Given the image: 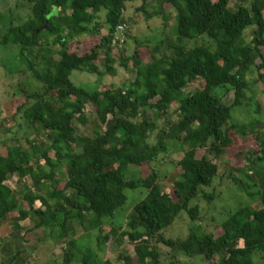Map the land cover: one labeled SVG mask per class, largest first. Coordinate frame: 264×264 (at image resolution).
I'll use <instances>...</instances> for the list:
<instances>
[{"label":"trees","instance_id":"16d2710c","mask_svg":"<svg viewBox=\"0 0 264 264\" xmlns=\"http://www.w3.org/2000/svg\"><path fill=\"white\" fill-rule=\"evenodd\" d=\"M23 1L31 8L27 18L16 15L19 3L10 12L0 9V48L19 49V61L42 89L29 92L18 87L13 97L22 96L24 103L16 115L0 120L4 144L0 228L13 222L21 230V222L32 212L37 218L35 229L58 232L67 246L65 264L78 261L77 253L82 252L74 239L75 224L91 233L109 223L112 227L102 241L126 239L134 248V255L119 256L123 264H180L178 255L208 264H257V256L264 259V124L231 122L251 84L264 79V0H240L236 7L233 0ZM136 2L143 3V10L154 2L155 14L162 16L165 28L171 26L174 38L165 31V37L151 47L128 32V40L132 38L137 46L135 53H127V40L121 47L126 53H116L113 40L119 27L129 22L124 18L127 4ZM172 18L175 23L170 25ZM94 39L99 43L85 51L83 46ZM204 39L211 43L188 45ZM145 50L147 64L142 59ZM118 67L134 72L130 85L91 91L71 80L74 72L100 79L115 74ZM255 74L258 78L254 76L256 82L251 83ZM197 83L203 86L191 92ZM230 93L235 94L233 105L224 100ZM89 106L97 112V129L93 136H81L76 122L89 123ZM172 106L179 118L168 123ZM20 114L30 130L46 134L48 143L37 146L30 132L22 139L19 131H13ZM233 131L253 136L259 150L243 153L248 166L237 170L252 185L233 173L230 177L240 190L255 188L256 192L248 191L251 203L219 223L217 228L223 232L217 236L203 222L218 198L215 184L220 176L214 160L233 144ZM23 142L33 147L32 153ZM173 150L183 152L178 163L181 173L172 193H165L153 166L162 164ZM199 150L205 152L201 158ZM146 166L152 167L147 176H131L132 168ZM62 169L66 182L60 189L57 173ZM15 176L31 178L37 194L29 191L21 198V192L8 185ZM138 193L143 198L136 199ZM201 198L208 202L205 212ZM183 213L193 224L189 236L166 238L164 232ZM82 253L81 264H91L93 251L88 248Z\"/></svg>","mask_w":264,"mask_h":264},{"label":"rangeland","instance_id":"374dc122","mask_svg":"<svg viewBox=\"0 0 264 264\" xmlns=\"http://www.w3.org/2000/svg\"><path fill=\"white\" fill-rule=\"evenodd\" d=\"M239 1L240 0H233L232 7L238 6ZM17 3H19L18 5L20 8L15 11L16 15L27 18L30 14L31 8L27 6L23 0H4L0 3V9L3 11L9 10L10 12ZM156 7L157 6L154 2H150V5L145 8L146 10H143L142 2L128 3L127 9L124 13V18L126 21H129L126 23L127 28L126 31H124L125 34H128L129 32L133 35L132 37H136L140 42L146 43L151 47L165 37V31L169 37L174 38L171 26L165 28L162 16H157V14H155ZM8 16L10 17L9 14ZM100 21H105L104 13L101 14ZM173 23H175V18L171 19L170 25H173ZM116 38L117 35L113 40V47L116 53H119V50L123 54L126 53V51L128 54L135 53L137 46H135L132 38L128 40V37L126 36L127 45L129 46V49L125 48L126 51L121 48V44L115 43ZM99 41V39H94L92 42L89 41L88 45L85 44L83 46L84 50L87 51L98 44ZM210 43L211 42L208 39H204L199 41H189L188 45L193 47L195 45H209ZM18 50L19 49L16 47L9 50L0 48V104L1 102L3 103L2 109L0 108V120L8 118L12 114L16 115L18 107L24 103L22 96L18 95L13 97L14 93L17 92L16 90L18 87H25L29 92L42 89V84L32 78L26 66L19 61ZM262 51L264 54V48H262ZM143 53H146L147 55L142 58L145 64H147L150 62V60H147L148 52L145 50ZM254 76L257 80L258 74L250 76L249 81L251 83L256 82L253 78ZM71 80L77 87H82L91 91H104L105 89H118L130 85L134 81V72L118 67L115 74L107 75L100 79L98 76L86 72H74ZM199 85L203 86L202 83L194 84L190 91L192 92L196 90ZM224 100L226 104L233 105L235 102V94H228ZM5 102L7 104L4 105ZM259 106L262 109L260 112L258 110ZM96 114L97 112L95 108L89 106L86 115L89 123L84 126L79 124V122H76L78 133L81 136L94 135V131L97 129L98 125ZM178 118V112H176L175 107L172 106L169 110L168 123L177 121ZM231 122L236 125H245L251 122H259L261 125L264 124V79L261 81L258 80L255 84H251L249 90L245 93L242 105L234 109ZM161 123H163V120L159 122V124ZM12 129L14 132L19 131L22 139H25L27 132H30V139H36L38 141L36 144L37 146L48 143L46 134L42 133L39 135L30 130L22 114L16 116V124L14 123ZM17 135L18 134H14V136ZM231 135L233 138V144L231 147L226 150L221 158L214 160L219 167L220 176L215 184L218 198L215 201L213 209L207 211V214L205 213L206 221L203 222V224L208 225L207 230H215L217 236L221 235L223 232L221 229L217 228L219 223L226 220L229 213L251 203L248 191L256 192L255 188H248L247 191L240 190L230 177L231 173H233L240 180H243L245 184L252 185L251 180L247 178L245 174H241L237 170L248 166V162L243 157V153L247 154L250 152L252 155L259 150L256 139L250 135L241 136L234 131L231 132ZM12 137L13 136H10V138ZM1 141H3V138H0V149L4 146ZM150 142L152 144L156 142L155 134L151 136ZM22 145L30 153L33 152V147L29 143L23 142ZM204 154V151L199 150L198 156L200 158L203 157ZM51 155H54L53 151H51ZM182 157L183 152L181 150H173L167 155L162 164L158 163L153 166L157 168L158 173L161 176L160 186L165 193H172L175 182L181 173L178 163ZM41 165H44V161L41 162ZM151 170V166H146L143 169L132 168L130 173L131 176L139 178L140 175L144 177L147 176ZM248 173L252 176L254 171L248 170ZM57 180L61 183L60 189L64 188L66 182L64 169L57 173ZM8 185L14 191L21 192V198H23V195L25 196L29 191H33V195L37 194L31 178L20 179L18 176H15L8 182ZM208 191L212 192L213 189H208ZM135 198L141 199L143 197L138 193L135 195ZM200 204L203 212H205L208 208V202L201 198ZM24 206L27 211H29L28 204H24ZM39 207H41V204L37 202L35 208L38 209ZM128 213L130 212H127V215ZM30 214L28 220L21 222V230H17L13 222L6 223L0 228V264H65L67 246L59 240L57 236L58 232L53 234L50 229H35L34 224L37 222V218L32 212ZM122 216L124 215L122 214ZM200 223L202 225V222ZM192 225L189 215L183 213L174 225L164 232L165 237L173 240L186 239L190 234ZM111 227L112 225L109 223L103 228V230H96L89 233L79 224L73 226L74 239H77L78 241L79 250L85 252L86 249L89 248L93 251L94 258L91 264H106L107 262H110L111 264H123L118 260L120 255H134V248L126 239L122 242L110 240L109 242L104 243L102 241V237L109 233ZM162 249L165 252L169 251L165 246H162ZM18 252L20 253L17 256V260L11 262V259H13ZM82 252L77 253L78 261H75L72 264H81L83 260ZM177 259L180 261V264H208L207 261H204L201 258L190 259L178 255ZM255 262L257 264H264V259L261 258V256H257Z\"/></svg>","mask_w":264,"mask_h":264},{"label":"built area","instance_id":"2783aa9c","mask_svg":"<svg viewBox=\"0 0 264 264\" xmlns=\"http://www.w3.org/2000/svg\"><path fill=\"white\" fill-rule=\"evenodd\" d=\"M124 31H126V26L125 25L120 26L119 27V33L117 34V38H116V41H115V43L121 44L120 45L121 47L125 43V41L127 40L126 34H125Z\"/></svg>","mask_w":264,"mask_h":264},{"label":"crops","instance_id":"0c3cea01","mask_svg":"<svg viewBox=\"0 0 264 264\" xmlns=\"http://www.w3.org/2000/svg\"><path fill=\"white\" fill-rule=\"evenodd\" d=\"M9 125V124H8Z\"/></svg>","mask_w":264,"mask_h":264}]
</instances>
